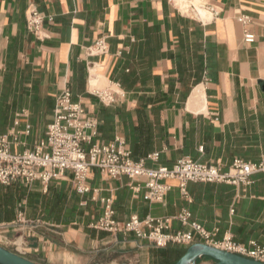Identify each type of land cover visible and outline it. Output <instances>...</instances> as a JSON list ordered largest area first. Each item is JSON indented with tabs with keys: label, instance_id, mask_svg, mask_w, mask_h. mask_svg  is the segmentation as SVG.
<instances>
[{
	"label": "crops",
	"instance_id": "obj_1",
	"mask_svg": "<svg viewBox=\"0 0 264 264\" xmlns=\"http://www.w3.org/2000/svg\"><path fill=\"white\" fill-rule=\"evenodd\" d=\"M33 9L52 19L45 38L27 28ZM200 10L206 14L188 0H0V135L13 152L35 150L68 89L98 122L94 143L121 140L147 168H172L187 157L224 171L237 159L259 164L264 0H201ZM245 32L254 43L245 42ZM100 38L108 54L88 58L86 48ZM92 88L123 97L105 106ZM167 184L164 203L147 198L142 180L110 178L98 168L85 194L77 193L72 172L48 184L3 186L0 237L39 264H176L186 247L160 249L134 234L95 230L112 200L118 222L169 219L164 232L176 234L191 231L178 219L188 212V224L209 232L211 245L231 237L264 246V172L247 186L189 182L187 196L178 180Z\"/></svg>",
	"mask_w": 264,
	"mask_h": 264
},
{
	"label": "built area",
	"instance_id": "obj_2",
	"mask_svg": "<svg viewBox=\"0 0 264 264\" xmlns=\"http://www.w3.org/2000/svg\"><path fill=\"white\" fill-rule=\"evenodd\" d=\"M46 20L52 19L33 9L27 18V28L39 37ZM241 22L246 21L242 19ZM244 40L252 44L255 42V36L245 32ZM108 52L106 38L98 39L85 51L88 58L104 56ZM91 92L105 106L113 105L123 97L121 91L93 88ZM97 133V120L88 113L82 102L73 99L70 90H65L57 97L54 118L47 128L46 139L35 150L13 152L8 136L0 135V186L20 182L29 187L36 181L48 184L52 179L63 177L65 172H72L77 193L85 194L89 192L86 185L88 174L92 168H98L110 178L125 176L132 180H142L147 198L152 202L164 203L171 189L167 184L168 180H178L181 192L187 196L189 182L247 186L251 184V177L255 173L264 172V159L259 164L237 159L228 171H224L220 166L199 163L188 157L179 160L172 168L165 166L147 168L143 162H137L132 158L131 151L121 140L107 145L94 143ZM158 156L159 154H154L151 159L157 160ZM135 189L139 190V186ZM114 216L113 202L106 200L102 216L92 227L111 234H134L138 239H147L160 249L170 245L188 248L196 243L195 235L208 244L211 239V234L201 225L188 224L190 218L188 212L181 214L178 219L185 226L189 225L191 231L176 234L164 232L168 228L169 219L147 218L142 221L133 216L125 222H118ZM22 219L23 215L20 214L19 220ZM214 246L264 263V246L256 242L246 246L236 243L231 237H226L220 244Z\"/></svg>",
	"mask_w": 264,
	"mask_h": 264
},
{
	"label": "water",
	"instance_id": "obj_3",
	"mask_svg": "<svg viewBox=\"0 0 264 264\" xmlns=\"http://www.w3.org/2000/svg\"><path fill=\"white\" fill-rule=\"evenodd\" d=\"M203 258H210L215 262V264H264L202 242H197L189 246L186 249L185 254L176 262V264H198V262ZM0 264L39 263L31 261L19 253L10 251L0 244Z\"/></svg>",
	"mask_w": 264,
	"mask_h": 264
},
{
	"label": "bare ground",
	"instance_id": "obj_4",
	"mask_svg": "<svg viewBox=\"0 0 264 264\" xmlns=\"http://www.w3.org/2000/svg\"><path fill=\"white\" fill-rule=\"evenodd\" d=\"M200 1L201 0H188V3L193 4L197 9H199L202 15L206 14V12L200 10ZM92 87V86H91ZM93 89V88H92Z\"/></svg>",
	"mask_w": 264,
	"mask_h": 264
},
{
	"label": "rangeland",
	"instance_id": "obj_5",
	"mask_svg": "<svg viewBox=\"0 0 264 264\" xmlns=\"http://www.w3.org/2000/svg\"><path fill=\"white\" fill-rule=\"evenodd\" d=\"M0 242H1V243H0L1 245L3 244L2 246L7 247L8 249H9V248H10V249L12 248V245H10V244H9L8 242H6V241H2V240H1V237H0ZM207 264H214V262H213V261H209Z\"/></svg>",
	"mask_w": 264,
	"mask_h": 264
},
{
	"label": "trees",
	"instance_id": "obj_6",
	"mask_svg": "<svg viewBox=\"0 0 264 264\" xmlns=\"http://www.w3.org/2000/svg\"><path fill=\"white\" fill-rule=\"evenodd\" d=\"M1 187H3V186H0V189H1ZM185 252H186L185 250L181 252V257L185 254ZM209 259H210V258H209ZM211 260H212V259H211Z\"/></svg>",
	"mask_w": 264,
	"mask_h": 264
}]
</instances>
